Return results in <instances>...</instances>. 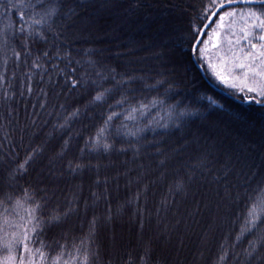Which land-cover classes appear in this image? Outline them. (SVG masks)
<instances>
[{"label":"trees","instance_id":"1","mask_svg":"<svg viewBox=\"0 0 264 264\" xmlns=\"http://www.w3.org/2000/svg\"><path fill=\"white\" fill-rule=\"evenodd\" d=\"M228 1L0 0V226L21 211L28 229L39 221L16 263L264 264V217L247 223L264 188V97L191 54ZM101 14L118 16L120 40ZM164 32L163 67L136 63Z\"/></svg>","mask_w":264,"mask_h":264},{"label":"rangeland","instance_id":"2","mask_svg":"<svg viewBox=\"0 0 264 264\" xmlns=\"http://www.w3.org/2000/svg\"><path fill=\"white\" fill-rule=\"evenodd\" d=\"M246 7L247 6H243L242 9L235 7L232 9L230 8L218 16L215 23L208 31L204 41L201 43V45L199 44L200 46H198L197 59L200 61V64L205 67V71L207 72L206 74H208L211 78H213L220 84H223L234 93L238 95L253 96L256 99H261L264 96H260L257 92H249L248 88L258 86L259 84H264V78L253 76L251 73H249L248 76L245 77L244 72L238 67L240 63H252L254 66V71H264V65L261 64L259 59L255 61L249 60V54L253 53V49H251L247 40L241 38L243 36L241 29L244 27V20L241 19V14L246 9ZM226 12H234L235 15L230 17L225 16L224 20L221 21L220 17L223 16ZM101 15V23L104 25L107 24V27H110L112 30L116 31L114 33L115 36L113 37H115L117 40H120L121 37L119 35L122 34V31L119 29L118 31L120 32V34H118V31L115 30L118 29V25H122L121 21L118 20V16H114L115 14ZM173 16L176 15L173 14ZM107 18H111L113 20H109L107 22ZM126 22L127 21H125V23ZM165 29L173 30L169 25H165ZM167 33L168 32L160 33V38H156L153 40V54L146 55L147 57H137L138 59H135V62H140L141 66H155L159 68L163 67L160 66L161 63L159 62V60L164 54L162 50L164 51V46H166L165 41L167 39ZM257 35H259L258 32ZM142 36L143 39L145 35L142 34ZM148 40H150L149 42H151V39ZM187 42L188 41H186V43ZM252 42L256 43L257 45L261 43V41L255 38H252ZM214 44L215 46H213ZM201 48L204 49L203 52L200 51ZM255 51L258 53L259 48ZM165 52V55H168L170 53L167 48H165ZM152 60L154 62H152ZM147 61H149V63H146ZM217 74H219V78ZM20 214L21 216L17 217L16 224L13 223L14 227L0 226V264H21V261L19 263H16V260L9 261L8 258L9 256L14 257L13 248L16 244H18L20 240L19 238L23 236L25 232V228L20 227L25 226L26 223L30 224L33 219V214L30 215V212L24 213L22 211ZM114 234L115 237L112 236V238L114 237L113 241H109L108 243V245L113 246V249L115 247H118V243L123 238V235L125 236L124 240L122 239L124 243H126L127 238L129 239L130 237L127 229H125L124 232L116 231V233ZM160 244L161 243H159V245ZM9 245H11V248L9 247ZM22 261L23 264H34L31 259Z\"/></svg>","mask_w":264,"mask_h":264},{"label":"snow or ice","instance_id":"3","mask_svg":"<svg viewBox=\"0 0 264 264\" xmlns=\"http://www.w3.org/2000/svg\"><path fill=\"white\" fill-rule=\"evenodd\" d=\"M230 3L232 2H239L246 7V9L241 14V19L244 20V27L241 29V32L243 33L242 39H245L248 41L251 49H253V53L249 54V60L255 61L257 59L260 60L261 64L264 65V0H229ZM216 0H213V4L215 5ZM222 7V5H220ZM55 14V8H49L45 11L44 16L51 17ZM235 15L234 12H226L223 16L220 17V20L223 21L225 16H233ZM21 21L24 20L23 15L20 17ZM38 23V22H37ZM23 31V28L21 29ZM257 32L259 35H257ZM252 38L258 39L261 41L259 45L252 42ZM194 39H196L194 37ZM207 43V42H205ZM215 46V44L213 45ZM198 47V45L194 44L193 48L194 50ZM259 48L258 53L255 51ZM201 52L204 51V49H200ZM17 57L19 56V53H15ZM238 67L244 72L245 77L248 76L249 73H251L253 76H259L261 78H264V71H254V66L252 63H240ZM218 78H219V74ZM249 92H257L260 96H264V84H259L255 87H249ZM104 93L98 94L94 99L99 101L103 98ZM117 103H122V101H117ZM146 107L144 105L141 106ZM139 109L133 108L129 112V114L125 117V119H133V112L138 111ZM118 115L117 113H112L109 115L108 120H112L113 116ZM107 123V121H105ZM101 133L104 131V129L100 130ZM105 147H108L105 145ZM23 167V165H21ZM39 208V205L36 206ZM31 215V213H30ZM249 216L251 219L247 221V223L251 226H255L258 220H260L261 217H264V188L259 189L257 194V199L253 203V207L249 211ZM35 219V218H33ZM39 227V221H36L33 223L32 228L28 229L27 226H25V232L23 234V241H24V250L26 252H29L28 249V241H29V231L32 233H35L37 231V228ZM11 248V245H9ZM40 255L43 257V253H40ZM14 257L9 256V261H14ZM86 261V257H85ZM21 264H23V261H21ZM55 264V262H54Z\"/></svg>","mask_w":264,"mask_h":264},{"label":"water","instance_id":"4","mask_svg":"<svg viewBox=\"0 0 264 264\" xmlns=\"http://www.w3.org/2000/svg\"><path fill=\"white\" fill-rule=\"evenodd\" d=\"M220 5H222V7ZM220 5L216 6L212 10V12L209 14L207 20L204 21L205 23L200 28L199 32H197L198 33L197 34V37H196L195 41L192 44V53L191 54L195 53L196 49L198 48L197 47L194 50L193 45L196 44V45L199 46V44L201 43V41H202V39L204 37V34L206 33L205 31L208 30V28L211 26V23H213L214 19L220 14V12L222 10H226V9H229V8L232 9L234 7H241L242 8V6H245V5H243V4L239 3V2H232V3H230L229 1L228 2H224V3L220 4ZM245 102L248 103V102H250V100L249 99H246ZM256 104L259 105V106L264 107V102H262V103L257 102Z\"/></svg>","mask_w":264,"mask_h":264}]
</instances>
